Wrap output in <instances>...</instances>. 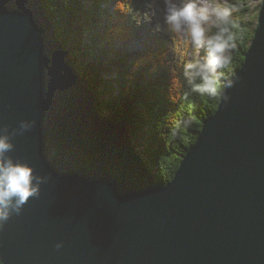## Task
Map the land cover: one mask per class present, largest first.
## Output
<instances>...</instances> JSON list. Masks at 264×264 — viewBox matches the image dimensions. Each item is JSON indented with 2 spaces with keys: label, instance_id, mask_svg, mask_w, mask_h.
Instances as JSON below:
<instances>
[{
  "label": "water",
  "instance_id": "obj_1",
  "mask_svg": "<svg viewBox=\"0 0 264 264\" xmlns=\"http://www.w3.org/2000/svg\"><path fill=\"white\" fill-rule=\"evenodd\" d=\"M47 15L42 0H0V137L12 145L0 162L33 169L39 186L0 222L1 263L264 264V0L243 65L166 185Z\"/></svg>",
  "mask_w": 264,
  "mask_h": 264
},
{
  "label": "trees",
  "instance_id": "obj_2",
  "mask_svg": "<svg viewBox=\"0 0 264 264\" xmlns=\"http://www.w3.org/2000/svg\"><path fill=\"white\" fill-rule=\"evenodd\" d=\"M42 1L58 40L98 95L101 111L116 122H127L138 154L163 185L169 183L204 121L216 113L225 89L221 85L227 84L244 63L257 26L258 17L250 20L254 10L245 0H227L223 7L230 11L228 23L209 22L207 35L227 28L225 38L230 35L229 44L235 45L228 50L231 62L216 70L217 93L211 95L194 89L202 84L199 77L190 84L184 65L168 64L166 56L151 46L135 48L138 53L132 48L124 50L119 56L116 43H128L131 36L127 15L133 0ZM258 1L262 5V0ZM201 48L203 59H208L206 46ZM112 56L118 61L106 62ZM104 69H108L105 76ZM113 71L116 82L109 74ZM115 89L118 95L113 94Z\"/></svg>",
  "mask_w": 264,
  "mask_h": 264
},
{
  "label": "clouds",
  "instance_id": "obj_3",
  "mask_svg": "<svg viewBox=\"0 0 264 264\" xmlns=\"http://www.w3.org/2000/svg\"><path fill=\"white\" fill-rule=\"evenodd\" d=\"M230 11L227 8L211 6L207 3L200 4L197 0H186L182 6H169L167 8L166 22L175 33H181L186 28L190 33L192 43L197 47L206 46L208 50L207 62L202 64L196 61L187 66L185 75L191 84L199 77L202 84L194 85V89L216 95L215 72L224 68L231 62V56L226 54L230 47L229 41L232 37L227 28L221 27L215 35H207L205 27L209 22L217 25L227 24ZM214 18V19H211ZM232 81L221 87H230ZM23 128L29 127L27 124ZM12 147L7 137H0V158L3 153ZM33 169L26 165H13L11 161L0 162V222L9 216V207L12 198L15 197L14 210L19 211L21 205L27 202L29 197L39 194V186H33Z\"/></svg>",
  "mask_w": 264,
  "mask_h": 264
},
{
  "label": "rangeland",
  "instance_id": "obj_4",
  "mask_svg": "<svg viewBox=\"0 0 264 264\" xmlns=\"http://www.w3.org/2000/svg\"><path fill=\"white\" fill-rule=\"evenodd\" d=\"M245 1L248 2L250 7L254 10L253 14L250 16V20L251 18H255V16L258 17L259 8L261 6L260 1ZM184 2H186V0H133L132 8L127 15L128 24L132 27L131 37L128 43H116V49L121 50L119 56L123 54L124 50L127 51L132 48L134 52L138 53L135 48L143 47L148 49V47L151 46L155 52L166 56V62L168 64L177 66L182 64L185 66L186 70L189 64H193L196 61L202 64L206 63L207 59H203L204 53L202 48H197L192 43L190 33L187 29L185 28L182 34L179 35V33L173 32L166 22L167 8L172 5L180 7ZM197 2L224 8L223 6L226 4L227 0H197ZM104 5L105 3L100 6L101 13L105 10ZM106 20V18L102 20V24L99 26L100 29H102L104 21ZM205 27L209 29V23L206 24ZM228 50L226 54H228ZM118 59V57L112 56L106 62L118 61ZM104 71H106L104 74L105 76L108 74V69H104ZM217 73L216 71L214 76L217 75ZM109 74L115 80L116 71L110 72ZM113 92L114 95H118L116 89L113 90Z\"/></svg>",
  "mask_w": 264,
  "mask_h": 264
},
{
  "label": "bare ground",
  "instance_id": "obj_5",
  "mask_svg": "<svg viewBox=\"0 0 264 264\" xmlns=\"http://www.w3.org/2000/svg\"><path fill=\"white\" fill-rule=\"evenodd\" d=\"M174 4H175V2H174ZM47 17H49L48 15H47ZM128 23V22H127ZM53 25V24H52ZM53 28H54V26H53ZM131 28V27H130ZM54 31H55V29H54ZM131 37V36H130ZM77 69V68H76ZM77 73H78V70H77ZM79 74V73H78ZM80 76H81V74H79ZM81 77H83V76H81ZM85 78V77H84ZM103 113V112H102ZM104 114V113H103ZM105 115V114H104ZM156 177V176H155Z\"/></svg>",
  "mask_w": 264,
  "mask_h": 264
}]
</instances>
